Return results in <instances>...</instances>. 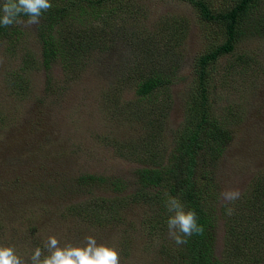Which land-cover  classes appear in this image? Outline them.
I'll return each mask as SVG.
<instances>
[{
    "label": "rangeland",
    "instance_id": "rangeland-1",
    "mask_svg": "<svg viewBox=\"0 0 264 264\" xmlns=\"http://www.w3.org/2000/svg\"><path fill=\"white\" fill-rule=\"evenodd\" d=\"M195 1L211 14L234 3ZM50 3L38 25L0 26V245L26 258L49 235L61 246L91 236L120 264H177L174 247L185 243L168 235L166 202L178 199L175 148L195 132L190 177L214 210L209 258L226 259L221 194L249 199L264 180V0H251L234 49L206 67L202 84L198 55L224 34L189 1ZM77 4L87 19L77 20ZM40 33L55 54L40 56ZM148 74L168 82L135 95Z\"/></svg>",
    "mask_w": 264,
    "mask_h": 264
},
{
    "label": "trees",
    "instance_id": "trees-1",
    "mask_svg": "<svg viewBox=\"0 0 264 264\" xmlns=\"http://www.w3.org/2000/svg\"><path fill=\"white\" fill-rule=\"evenodd\" d=\"M56 1V0H54ZM192 6L196 7L201 18L205 20L217 21L221 32H223L224 38L222 41L208 48L202 54L198 55L196 68V79L198 84H202L206 77V67L224 54L231 52L234 49V42L238 33L237 23L240 19L246 16L247 10L251 3V0H234L232 6L223 13L211 14L207 7L201 1L187 0ZM91 5L89 8H92ZM83 6L77 4L72 10L79 11L80 14L76 15L77 20L80 18L87 19V17L81 16V14L86 15L82 11ZM50 9L46 12L50 14ZM58 13H63L64 10H56ZM47 13V14H48ZM49 16H46L48 19ZM70 21V19H69ZM73 21V20H71ZM44 25V24H43ZM45 26V25H44ZM50 39H45L44 34L40 33V41L42 45L41 57L45 58L47 50L49 53L55 54L52 46L49 45ZM83 44V41L80 44ZM79 48V43L74 46V49ZM49 55V54H48ZM139 74V71L137 72ZM139 76V75H138ZM135 82L134 94L137 96L151 95L159 91L168 80L160 75H146L140 76ZM137 79V77H135ZM201 94L204 93V88H200ZM200 122L195 124L198 128ZM191 136V137H190ZM190 138L184 147L181 148L177 146L174 152L175 161L171 170H177L181 172L180 178L176 185V190L178 194V199L184 206L185 211L194 210L197 216V224L203 227L202 234H193L187 237V242L185 247L182 248L184 251L181 252V248L174 247V251L177 255V264H261L262 255L264 250L262 249V234L264 233V180L262 186L254 190L251 198L247 199H237L232 202H226L219 206L218 213L223 219L224 227V242H225V254L226 259L222 260H210L209 258V248L207 234L208 230L212 227V222L210 220V213L214 211L210 205V201L205 200L206 196H202L203 189L191 180V169L194 162L195 150L201 149L200 143L195 132L190 133ZM150 183H154L159 177L157 172L151 171ZM142 180L146 178L145 173L141 175ZM142 182V181H141ZM172 191V190H171ZM207 193V191H205ZM204 202V203H203ZM231 208L233 210L232 215L226 214V209ZM262 214V215H261ZM263 227L260 229V226Z\"/></svg>",
    "mask_w": 264,
    "mask_h": 264
},
{
    "label": "clouds",
    "instance_id": "clouds-1",
    "mask_svg": "<svg viewBox=\"0 0 264 264\" xmlns=\"http://www.w3.org/2000/svg\"><path fill=\"white\" fill-rule=\"evenodd\" d=\"M51 7L50 0H3L0 3V26L38 25L42 14ZM22 16H27V20H22ZM221 195L225 201L232 202L239 199L240 192L229 189ZM166 208L172 213L167 220L168 235L176 244H184L186 237L203 233L195 211H185L177 198L169 197ZM232 212L231 208L226 209V214L232 215ZM0 264H120V257L115 248L98 245L91 236L85 237L82 246L71 243L61 246L55 235H49L43 248H33L26 258L18 255L14 247L0 245Z\"/></svg>",
    "mask_w": 264,
    "mask_h": 264
}]
</instances>
